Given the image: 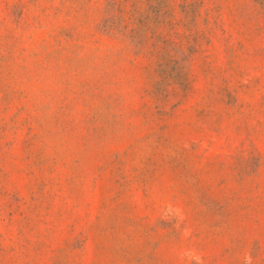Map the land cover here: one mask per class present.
I'll use <instances>...</instances> for the list:
<instances>
[{
  "label": "rangeland",
  "instance_id": "rangeland-1",
  "mask_svg": "<svg viewBox=\"0 0 264 264\" xmlns=\"http://www.w3.org/2000/svg\"><path fill=\"white\" fill-rule=\"evenodd\" d=\"M0 264H264V0H0Z\"/></svg>",
  "mask_w": 264,
  "mask_h": 264
}]
</instances>
